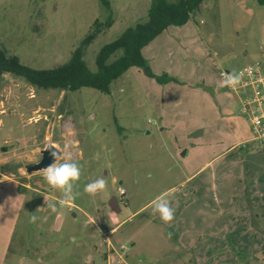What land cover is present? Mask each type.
<instances>
[{
  "label": "rangeland",
  "instance_id": "obj_1",
  "mask_svg": "<svg viewBox=\"0 0 264 264\" xmlns=\"http://www.w3.org/2000/svg\"><path fill=\"white\" fill-rule=\"evenodd\" d=\"M106 2L0 0V47L26 66L53 67L69 59L94 30L95 20L110 18V26L83 46V61L95 70L100 47L144 20L150 4ZM262 48L264 5L204 0L187 23L168 26L142 53L153 74L165 73L175 81L160 83L129 67L104 93L90 87L34 88L3 73L0 264H105L107 239L125 264H195L196 256L207 257L208 264H264V246L242 261L230 243L246 204L243 148L256 145L249 140L250 124L235 91L222 86L219 75L225 70L234 75L233 70L259 59ZM67 123L75 135L68 148ZM185 126L211 130L191 136ZM47 144L60 150L57 162L70 155L81 166L74 188L79 194L70 206L57 205L55 213L48 205L61 193L44 180L46 167L26 171ZM98 177L107 181V192L90 197L84 185ZM112 196L118 213L108 205ZM158 196L175 209L168 224L153 211ZM256 223L264 229L263 219ZM207 239L213 243L202 255L198 248ZM220 241L227 242L225 248H214L223 246Z\"/></svg>",
  "mask_w": 264,
  "mask_h": 264
},
{
  "label": "trees",
  "instance_id": "obj_2",
  "mask_svg": "<svg viewBox=\"0 0 264 264\" xmlns=\"http://www.w3.org/2000/svg\"><path fill=\"white\" fill-rule=\"evenodd\" d=\"M102 1L107 6L106 0ZM255 1L264 5V0ZM203 2L204 0H150L144 20L126 28L114 40L100 47L96 55L95 70L89 69L84 63L83 46L101 30L110 26V18L104 22L95 20L94 30L72 51L69 59L53 67L35 69L26 66L16 55L7 54L0 47V78L3 73L8 72L23 78L34 88L74 91L81 87H90L108 93L112 80L129 67H137L160 83L175 81L165 73L160 76L153 74L142 55V49L168 26L185 24ZM116 51H120V54L107 63L106 59Z\"/></svg>",
  "mask_w": 264,
  "mask_h": 264
},
{
  "label": "crops",
  "instance_id": "obj_3",
  "mask_svg": "<svg viewBox=\"0 0 264 264\" xmlns=\"http://www.w3.org/2000/svg\"><path fill=\"white\" fill-rule=\"evenodd\" d=\"M148 44L142 49V53L144 49L147 48ZM225 71L230 72V70ZM210 130L202 128V126L201 128L196 129H188V127L185 126L183 131L187 135L192 136L198 132L204 134L206 132H209ZM249 140H252L251 137L249 138ZM242 141L245 142L246 139L240 140L232 144L231 146L241 144ZM251 144L252 143L244 146L243 150H245V152L242 157L244 183L245 186H247L245 199L246 204H244V207L242 209L244 215L241 217V221L239 222V224H237V235H234L232 239H230L232 248L236 251H239L237 257L242 261H246L245 257H248V254L250 256H256L264 246V229L261 228L258 223H256V221L259 219L264 220V146H259L255 143L256 146L252 147ZM231 146H229L227 149H229ZM111 213L112 212H110L111 218L115 220V214L112 215ZM113 229L114 227H112L109 231H112ZM260 232L263 234H261ZM209 242L213 243V241H209L207 239L205 244L201 245L198 248V252L200 254L208 255L210 250ZM220 242L223 244V246L217 245L214 246V248L219 249V246L225 248L224 244L227 242ZM220 242H217V244H221ZM105 244L106 251L103 255V261L105 262V264H112V258H116L117 261L120 262V264L126 263L121 253L118 252L116 247L112 244L111 240L107 239ZM211 248L212 250L214 249L212 246ZM120 251L122 250L120 249ZM193 260L195 264H208L207 257L202 260L204 262H202L197 256L194 257Z\"/></svg>",
  "mask_w": 264,
  "mask_h": 264
},
{
  "label": "clouds",
  "instance_id": "obj_4",
  "mask_svg": "<svg viewBox=\"0 0 264 264\" xmlns=\"http://www.w3.org/2000/svg\"><path fill=\"white\" fill-rule=\"evenodd\" d=\"M238 82V77L227 75L223 80L222 86H234ZM53 149L55 146L49 145ZM52 156L56 158L60 155L56 150L52 151ZM81 177V166L78 162L73 161L71 156H65L60 162L56 159L46 167L43 178L46 183L61 193V198L56 202L48 205L50 212H57V205L60 208L68 207L79 194L74 191L76 182ZM84 193L90 197H103L107 192V181L103 177H98L87 184L83 188ZM153 211L159 214V218L165 224L174 219L175 209L170 206L169 200L164 196H158L152 201ZM34 221L35 216L31 217ZM171 235V233H170Z\"/></svg>",
  "mask_w": 264,
  "mask_h": 264
},
{
  "label": "built area",
  "instance_id": "obj_5",
  "mask_svg": "<svg viewBox=\"0 0 264 264\" xmlns=\"http://www.w3.org/2000/svg\"><path fill=\"white\" fill-rule=\"evenodd\" d=\"M262 56L243 67L233 70L232 73L238 77V82L234 86H227L235 91L239 104L240 112L245 114L252 132L251 139L259 146H264V51ZM222 79L229 75V71L219 73ZM68 143L66 147L75 144L73 129L66 126ZM125 191L120 188L119 194L122 197Z\"/></svg>",
  "mask_w": 264,
  "mask_h": 264
},
{
  "label": "water",
  "instance_id": "obj_6",
  "mask_svg": "<svg viewBox=\"0 0 264 264\" xmlns=\"http://www.w3.org/2000/svg\"><path fill=\"white\" fill-rule=\"evenodd\" d=\"M49 145H53V144H47L45 146V148H43L41 150L40 159L37 162L28 165L26 167V171L27 172H31L32 170H40L42 168H45V167L49 166L54 161V159H56L59 156L58 155L56 158H54L52 156L51 153H52L53 150H56L59 154H60V150L57 147H55L56 149H53ZM108 205H109V207L111 208L112 211H114L116 213L119 212L120 208H119V205H118V200H117V198L115 196H112L110 198V200L108 202Z\"/></svg>",
  "mask_w": 264,
  "mask_h": 264
},
{
  "label": "bare ground",
  "instance_id": "obj_7",
  "mask_svg": "<svg viewBox=\"0 0 264 264\" xmlns=\"http://www.w3.org/2000/svg\"><path fill=\"white\" fill-rule=\"evenodd\" d=\"M66 126H69V124L67 123V124H65Z\"/></svg>",
  "mask_w": 264,
  "mask_h": 264
}]
</instances>
